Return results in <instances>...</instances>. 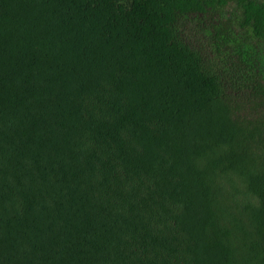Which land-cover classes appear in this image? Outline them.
I'll return each mask as SVG.
<instances>
[{
  "label": "trees",
  "instance_id": "obj_1",
  "mask_svg": "<svg viewBox=\"0 0 264 264\" xmlns=\"http://www.w3.org/2000/svg\"><path fill=\"white\" fill-rule=\"evenodd\" d=\"M0 264H264V0H0Z\"/></svg>",
  "mask_w": 264,
  "mask_h": 264
}]
</instances>
